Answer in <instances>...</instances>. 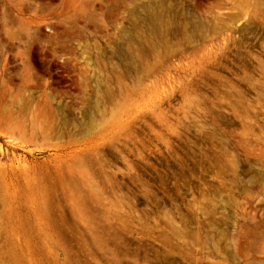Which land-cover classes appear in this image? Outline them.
<instances>
[{
  "label": "rangeland",
  "instance_id": "obj_1",
  "mask_svg": "<svg viewBox=\"0 0 264 264\" xmlns=\"http://www.w3.org/2000/svg\"><path fill=\"white\" fill-rule=\"evenodd\" d=\"M0 264H264V0H0Z\"/></svg>",
  "mask_w": 264,
  "mask_h": 264
}]
</instances>
